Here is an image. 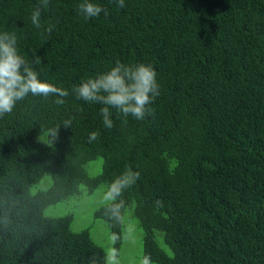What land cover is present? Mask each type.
<instances>
[{"label": "trees", "instance_id": "obj_1", "mask_svg": "<svg viewBox=\"0 0 264 264\" xmlns=\"http://www.w3.org/2000/svg\"><path fill=\"white\" fill-rule=\"evenodd\" d=\"M39 2L0 0V32L69 95L29 93L0 116V264H106L90 227L47 210L102 195L128 167L140 177L121 197L123 222L105 205L91 214L117 252L127 224L151 264H264V0H93L109 14L88 20L80 0H49L50 35L31 24ZM117 60L151 65L159 95L144 120L111 109L106 128L102 105L73 88ZM57 126L53 144L39 139Z\"/></svg>", "mask_w": 264, "mask_h": 264}, {"label": "clouds", "instance_id": "obj_2", "mask_svg": "<svg viewBox=\"0 0 264 264\" xmlns=\"http://www.w3.org/2000/svg\"><path fill=\"white\" fill-rule=\"evenodd\" d=\"M117 7H125L124 0H114ZM49 5V0H40L39 4L32 10L30 21L34 28L43 29L41 35H50L53 26H43L41 14ZM77 12L85 20L99 17L101 13L107 16L108 10L93 0H80L77 4ZM41 63L39 56H34L29 62L17 49V36L13 32H0V116L11 113L15 103L23 99L29 93L32 95L49 96L56 95L55 103L63 105V97L69 95L65 89H60L39 79L38 73L33 65ZM157 73L149 64H124L117 60L112 67L103 73L97 74L83 80L74 86L73 92L78 100L102 105L100 115L106 128L113 127L111 109H115L127 123V117L135 120H144L146 115L152 114L149 107L159 95V84L156 79ZM63 126H71V119L64 120ZM59 127L48 128L39 137L48 144H53L58 137ZM98 138V133H89L88 142L91 143ZM140 173L126 168L120 175L116 176L107 184L101 203L106 207V214L119 223L123 222L125 201L121 198L124 191L132 187L139 179ZM155 207H163L160 200L155 201ZM116 235L113 234L112 241L115 242ZM118 252L111 248L106 254V264H120ZM140 264H151L149 257H144Z\"/></svg>", "mask_w": 264, "mask_h": 264}, {"label": "rangeland", "instance_id": "obj_3", "mask_svg": "<svg viewBox=\"0 0 264 264\" xmlns=\"http://www.w3.org/2000/svg\"><path fill=\"white\" fill-rule=\"evenodd\" d=\"M102 195L95 193L89 198H84L78 203H69L60 205L47 210L48 216H64L66 214L73 215L71 224L72 231H80L90 227V235L93 242L103 247L105 253L112 248L111 241L108 237L107 229L98 221L92 220V211L96 208L104 206L101 203ZM141 232L133 225L125 224L123 229V238L118 251V259L120 264H140L141 262ZM160 247L165 250V246L161 241V235L156 234Z\"/></svg>", "mask_w": 264, "mask_h": 264}]
</instances>
